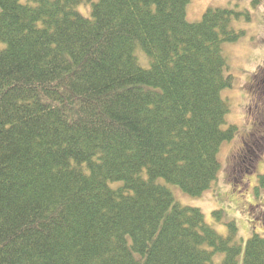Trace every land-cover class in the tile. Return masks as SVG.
Masks as SVG:
<instances>
[{
  "label": "trees",
  "instance_id": "trees-1",
  "mask_svg": "<svg viewBox=\"0 0 264 264\" xmlns=\"http://www.w3.org/2000/svg\"><path fill=\"white\" fill-rule=\"evenodd\" d=\"M190 4L0 0V264H264L263 236L222 234L172 191L217 183L236 131L226 44L250 13L192 21ZM241 148L228 165L258 167Z\"/></svg>",
  "mask_w": 264,
  "mask_h": 264
},
{
  "label": "rangeland",
  "instance_id": "rangeland-1",
  "mask_svg": "<svg viewBox=\"0 0 264 264\" xmlns=\"http://www.w3.org/2000/svg\"><path fill=\"white\" fill-rule=\"evenodd\" d=\"M236 2L240 4L238 9L250 13L247 20L239 19L235 25L245 30L244 35L226 44L233 75V86L226 93L231 99V110L227 117L228 123L236 127L235 134L230 141L222 144L221 171L212 188L200 196L186 194L175 186L172 191L181 203L199 207L207 221L222 234L227 233V221L234 220L244 243L254 231L264 236V187L256 185L259 176L264 175V132L258 143L252 137L238 141L241 134L253 128V123L257 124L258 110L264 107V0H191L188 14L192 21H198L206 9L233 7ZM256 95L260 107L256 105L252 108L254 113L251 115L249 108L256 104L253 101ZM244 142L248 145V153L254 151L251 156L259 159V169H251L246 160L242 163L238 160L240 165H228L231 155L240 152ZM255 144H258L257 148L253 146ZM239 157L243 158V155ZM214 210L221 211L219 217L215 216Z\"/></svg>",
  "mask_w": 264,
  "mask_h": 264
}]
</instances>
